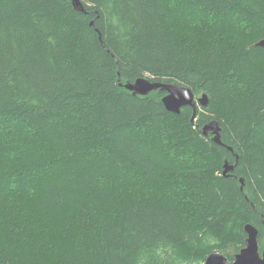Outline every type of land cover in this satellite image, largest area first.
<instances>
[{
  "label": "trees",
  "instance_id": "1",
  "mask_svg": "<svg viewBox=\"0 0 264 264\" xmlns=\"http://www.w3.org/2000/svg\"><path fill=\"white\" fill-rule=\"evenodd\" d=\"M82 3L0 0V264L231 262L247 223L262 251L264 0Z\"/></svg>",
  "mask_w": 264,
  "mask_h": 264
},
{
  "label": "water",
  "instance_id": "2",
  "mask_svg": "<svg viewBox=\"0 0 264 264\" xmlns=\"http://www.w3.org/2000/svg\"><path fill=\"white\" fill-rule=\"evenodd\" d=\"M73 6L80 11H84L82 0H72ZM256 46L264 47V38L255 43ZM121 84V83H120ZM123 85L135 95H148L155 90H162L165 95L162 97L164 107L173 113L178 114L183 106H190L193 109L192 120L199 106L207 104L206 94L196 96L191 88L172 82H161L154 80L148 76L139 77L133 82H126ZM221 127L217 120H212L202 127L204 135L212 134V140L217 144H222L220 139ZM230 149V148H229ZM233 170V164L225 161L223 164V174L227 175ZM243 182L242 179H240ZM247 233L246 245L242 247L235 255L233 261H228L227 257L220 252L210 253L203 264H264V249L259 250L258 245V229L251 223L244 226Z\"/></svg>",
  "mask_w": 264,
  "mask_h": 264
},
{
  "label": "rangeland",
  "instance_id": "3",
  "mask_svg": "<svg viewBox=\"0 0 264 264\" xmlns=\"http://www.w3.org/2000/svg\"><path fill=\"white\" fill-rule=\"evenodd\" d=\"M197 96H200V95H197Z\"/></svg>",
  "mask_w": 264,
  "mask_h": 264
}]
</instances>
